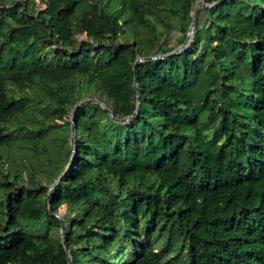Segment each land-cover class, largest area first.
<instances>
[{"label":"trees","instance_id":"obj_1","mask_svg":"<svg viewBox=\"0 0 264 264\" xmlns=\"http://www.w3.org/2000/svg\"><path fill=\"white\" fill-rule=\"evenodd\" d=\"M196 2L0 0V264H68L58 178L71 264H264V0L201 7L134 87ZM85 98L113 116L77 108L71 163Z\"/></svg>","mask_w":264,"mask_h":264},{"label":"water","instance_id":"obj_2","mask_svg":"<svg viewBox=\"0 0 264 264\" xmlns=\"http://www.w3.org/2000/svg\"><path fill=\"white\" fill-rule=\"evenodd\" d=\"M220 1H222V0H216V1L212 2V3H205L204 0H197V2L194 5V9L192 11L191 22H190L189 30H188V32L186 34V38H185L184 42L181 45H179L177 48H175L174 50H172V51H170L168 53H165V54H158V55L147 56V57L138 56L136 58V60H135V62L133 64L134 87H135L136 90H138V85H137V66H138V64L141 63V62H144V61H151V60L166 58V57H168L170 55H173L175 53H178L182 49H184L190 43V41L192 40V37L194 35L195 23H196V18H197V9L199 8V6H202L204 8H210V7L215 6L216 4H218ZM136 98H137V104H136V109L133 112V114H131V115L125 117V118H122V119H117V121L125 122V121H128V120L134 118L137 115L138 110H139V106H140V95H139L138 92L136 94ZM88 102L89 103L99 104L101 107H103L104 109H106L108 111L110 116H113L111 110L109 108H107V106H105V104L103 102L99 101L96 98H85V99L77 102L73 106V108L71 110V114H70V123H71V125H70V129H71L70 143L72 145H74V127H75L74 114H75V112H76V110H77V108L79 106H82L83 104L88 103ZM74 158H75V147L73 148V156H72L71 163L74 160ZM71 163L69 164V166L67 168L70 167ZM59 180H60V178H58V180L55 181L53 186H51V188H49L48 195H47L48 209H49L50 214H52L53 216L57 217L61 221V233H60L62 235L61 242H62V244L64 246V249L66 251V254H67L68 264H71L69 251L67 249V245L65 244V238H64L65 228H64L63 223H62L63 219H61V217H59L58 213H53L52 212L50 204H49L51 194H52L56 184L59 182Z\"/></svg>","mask_w":264,"mask_h":264},{"label":"rangeland","instance_id":"obj_3","mask_svg":"<svg viewBox=\"0 0 264 264\" xmlns=\"http://www.w3.org/2000/svg\"><path fill=\"white\" fill-rule=\"evenodd\" d=\"M38 7L40 8V9H42L43 7H44V5L41 3V2H38ZM201 7L202 6H199V8L197 9V15L199 14V12H201ZM203 8V7H202ZM194 9V8H193ZM192 14V13H191ZM77 37V40L78 41H80L82 38H83V36L82 35H77L76 36ZM175 35H173L172 36V43L175 41ZM69 120H70V117H69ZM70 134H71V129H70ZM70 145H71V147H72V149L74 148V145H72L71 143H70ZM73 156V155H72ZM72 160V159H71ZM71 160H70V162H71ZM55 183V182H54ZM54 183H52V184H50V188H51V186H53V184ZM65 212H66V209H65V207L64 206H61L60 208H59V210H58V214H59V217H61V219H63V215L65 214ZM62 223H63V226H64V221L62 220ZM60 233H61V227H60V231H59ZM60 237H62V235L60 234Z\"/></svg>","mask_w":264,"mask_h":264}]
</instances>
